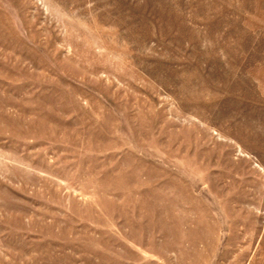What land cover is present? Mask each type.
<instances>
[{
	"label": "rangeland",
	"instance_id": "1",
	"mask_svg": "<svg viewBox=\"0 0 264 264\" xmlns=\"http://www.w3.org/2000/svg\"><path fill=\"white\" fill-rule=\"evenodd\" d=\"M0 264H264V0H0Z\"/></svg>",
	"mask_w": 264,
	"mask_h": 264
}]
</instances>
